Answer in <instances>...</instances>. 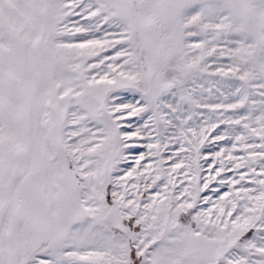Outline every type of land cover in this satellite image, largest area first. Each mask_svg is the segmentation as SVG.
Returning a JSON list of instances; mask_svg holds the SVG:
<instances>
[{"label": "snow or ice", "instance_id": "1", "mask_svg": "<svg viewBox=\"0 0 264 264\" xmlns=\"http://www.w3.org/2000/svg\"><path fill=\"white\" fill-rule=\"evenodd\" d=\"M0 264H264V0H0Z\"/></svg>", "mask_w": 264, "mask_h": 264}]
</instances>
